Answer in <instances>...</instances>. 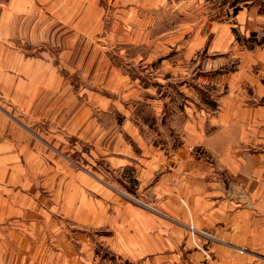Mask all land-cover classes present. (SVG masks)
Masks as SVG:
<instances>
[{
  "label": "rangeland",
  "instance_id": "rangeland-1",
  "mask_svg": "<svg viewBox=\"0 0 264 264\" xmlns=\"http://www.w3.org/2000/svg\"><path fill=\"white\" fill-rule=\"evenodd\" d=\"M9 1L0 0V4L8 6ZM66 1L68 27L53 23L43 28L45 33L49 32L47 42L36 48L28 44L22 47L28 48L29 56H40L48 51L55 66L62 71L69 93L73 91L84 103L91 96H102L98 108L94 107L98 121L86 130L69 123L67 129L71 134L62 142L48 133V125H42L39 131L33 129V144L51 155V170L46 180L54 192L66 194L58 202L62 200L68 209L62 207L65 214L54 210L52 221L42 225V233L34 234V231L25 237L16 236L14 240L6 236L4 239L10 238L13 243L20 239L16 246L21 264H140L130 258L140 260L139 252L129 251L130 256L125 255V260L122 246L125 240L139 243L136 227L141 213H168L173 205L171 193L161 180L176 171L179 177L175 180L180 182V186L176 183L175 187L177 197L181 196L186 202L187 198L178 193L192 185L189 175L192 172L186 171L191 168L187 167L213 161L202 146L203 130L197 129L194 140H187L188 110L196 115V122L202 127L204 113L218 110L219 101L237 100L238 79L233 86L228 74L240 68L241 61L235 52L251 49L242 39L250 34H243L240 26H231L237 47L232 45L230 49L225 45L218 49L217 36L223 35V25L235 22L239 10L244 11L246 19L253 6L264 11V2ZM56 2L50 7L64 4L60 0ZM235 7L238 8L236 13ZM52 13L54 19L55 12ZM43 29L34 33L36 41ZM138 38L148 44H134ZM245 46L247 48H243ZM71 49L77 55L66 60L61 57L64 50ZM230 55L235 57L229 58ZM123 76L131 78L126 87ZM136 77L143 86L158 91L164 100L163 109L156 106L155 92L138 89L137 82L132 84ZM249 94L251 98L254 93ZM128 120L131 125H127ZM120 134L132 147L134 158L131 157L133 163L127 167L114 168L111 158ZM155 149L159 153H155ZM201 182L195 179L196 185ZM51 203L58 206L52 200ZM181 204L184 203L181 201ZM79 207L83 209L81 219L75 212ZM97 209L107 213L100 215V224L95 226L90 221ZM189 230L192 232L193 226L190 225ZM83 244L87 246L83 248Z\"/></svg>",
  "mask_w": 264,
  "mask_h": 264
},
{
  "label": "crops",
  "instance_id": "crops-1",
  "mask_svg": "<svg viewBox=\"0 0 264 264\" xmlns=\"http://www.w3.org/2000/svg\"><path fill=\"white\" fill-rule=\"evenodd\" d=\"M56 1L10 0L8 6L0 4V264H21L16 246L20 239L13 243L10 238L5 240V236L14 240L34 231V234L42 233V225L52 221L54 210L64 213L62 207L68 209L62 200L58 202L66 194L54 192L46 180L51 170V155L33 144V129L39 131V127L48 125V133L62 142L71 134L67 129L69 123L86 130L98 121L94 107L103 99L91 96L84 103L73 91L69 93L66 79L48 51L49 55L29 56L28 48L22 47L28 44L36 48L47 42L49 32L45 33L43 28L53 23L68 27L67 1L60 0L64 4L50 7ZM251 10L256 14L251 11L245 19L241 9L235 14L237 19L232 25H223L224 33L216 40L218 49L224 45L229 49L232 45L237 47L236 36L231 35L232 27L240 26L243 34L257 33L260 40L264 37V11L257 6ZM40 29H43L42 36L36 41L34 33ZM138 40L133 43L148 44L141 38ZM72 49L64 50L61 57L66 60L77 55ZM235 53L240 58V68L228 74V81L235 86L238 79L237 100L219 101L218 110L204 113L202 127L197 124L196 115L188 110L187 140H194L197 129L203 130L202 146L213 161L187 167L192 169L186 170L192 172L189 174L192 185L178 193L187 198L186 202L181 196L177 197L175 187L180 182L175 180L179 177L176 171L161 180L171 193L173 205L165 209L168 213L140 214L136 227L139 243L125 240L124 255L120 253L123 257L130 256L129 251L134 254L138 251L140 260L130 258L140 264H264V99H261L264 98V42ZM144 56L148 59L147 54ZM130 80L123 76V86ZM136 82L138 89L155 92L156 106L163 109L164 100L158 91L143 86L137 77L132 84ZM249 92L254 93L251 98ZM127 125H131L129 120ZM41 139L45 141L43 136ZM155 153L159 150L155 149ZM112 155L114 168L133 163V149L122 134L115 141ZM195 179L203 182L196 185ZM51 200L58 206L51 205ZM95 200L98 201L97 197ZM102 203L105 206V202ZM75 212L81 219L82 207ZM106 213L97 209L91 214L90 223L100 224V215Z\"/></svg>",
  "mask_w": 264,
  "mask_h": 264
},
{
  "label": "trees",
  "instance_id": "trees-1",
  "mask_svg": "<svg viewBox=\"0 0 264 264\" xmlns=\"http://www.w3.org/2000/svg\"><path fill=\"white\" fill-rule=\"evenodd\" d=\"M237 11H238V8L235 7V12L234 13H236ZM257 37H258V34L257 33H252V34H250L249 38H247V39L244 38L243 41L245 43H247L248 45H250L249 46L250 48H253L254 45L261 44V43L264 42V37H262L261 40L258 39Z\"/></svg>",
  "mask_w": 264,
  "mask_h": 264
}]
</instances>
